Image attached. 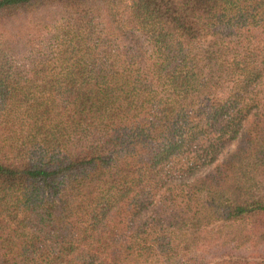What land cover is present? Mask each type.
<instances>
[{
  "label": "trees",
  "instance_id": "obj_1",
  "mask_svg": "<svg viewBox=\"0 0 264 264\" xmlns=\"http://www.w3.org/2000/svg\"><path fill=\"white\" fill-rule=\"evenodd\" d=\"M0 264H264V0H0Z\"/></svg>",
  "mask_w": 264,
  "mask_h": 264
},
{
  "label": "rangeland",
  "instance_id": "obj_2",
  "mask_svg": "<svg viewBox=\"0 0 264 264\" xmlns=\"http://www.w3.org/2000/svg\"><path fill=\"white\" fill-rule=\"evenodd\" d=\"M235 141H232L230 144H228L222 151L221 155H225L227 151L233 149L234 145H235Z\"/></svg>",
  "mask_w": 264,
  "mask_h": 264
}]
</instances>
